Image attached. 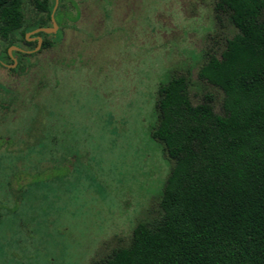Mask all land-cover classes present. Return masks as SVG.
<instances>
[{"label": "rangeland", "instance_id": "374dc122", "mask_svg": "<svg viewBox=\"0 0 264 264\" xmlns=\"http://www.w3.org/2000/svg\"><path fill=\"white\" fill-rule=\"evenodd\" d=\"M216 1L56 0L43 49L25 0L27 40L0 39V56L31 54L17 71L0 61V264H96L157 215L173 164L151 137L160 86L185 74L222 113L198 77L237 33Z\"/></svg>", "mask_w": 264, "mask_h": 264}, {"label": "trees", "instance_id": "16d2710c", "mask_svg": "<svg viewBox=\"0 0 264 264\" xmlns=\"http://www.w3.org/2000/svg\"><path fill=\"white\" fill-rule=\"evenodd\" d=\"M31 2L38 15L31 30L53 27L56 0ZM24 5L0 0V39L11 46L20 31L27 40ZM215 16L237 33L222 51H206L198 77L222 90V113L211 93L193 102L185 74L160 86L151 137L173 164L157 215L96 264H264V0H217ZM51 35L37 32L36 43L50 46ZM16 48L0 56L19 62L13 71L31 58Z\"/></svg>", "mask_w": 264, "mask_h": 264}, {"label": "water", "instance_id": "95a60500", "mask_svg": "<svg viewBox=\"0 0 264 264\" xmlns=\"http://www.w3.org/2000/svg\"><path fill=\"white\" fill-rule=\"evenodd\" d=\"M55 28H58L55 20H54V23H53V27H49V28H38V29H35L33 32H40V31H44L46 33H48L49 31H52L54 30ZM39 40V44H40V41H41V38L38 39ZM12 48V47H11ZM11 54V52H9Z\"/></svg>", "mask_w": 264, "mask_h": 264}, {"label": "flooded vegetation", "instance_id": "af4514ba", "mask_svg": "<svg viewBox=\"0 0 264 264\" xmlns=\"http://www.w3.org/2000/svg\"><path fill=\"white\" fill-rule=\"evenodd\" d=\"M77 8H78V17H77V19L80 17V14H81V11H80V7L79 6H77ZM53 35V34H52ZM38 44H39V40H38ZM28 52V51H27Z\"/></svg>", "mask_w": 264, "mask_h": 264}]
</instances>
